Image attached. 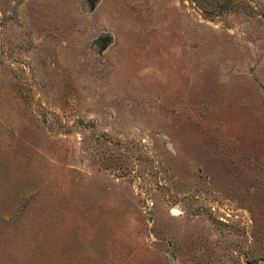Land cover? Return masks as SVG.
<instances>
[{
  "label": "rangeland",
  "instance_id": "374dc122",
  "mask_svg": "<svg viewBox=\"0 0 264 264\" xmlns=\"http://www.w3.org/2000/svg\"><path fill=\"white\" fill-rule=\"evenodd\" d=\"M0 264H264V0H0Z\"/></svg>",
  "mask_w": 264,
  "mask_h": 264
}]
</instances>
